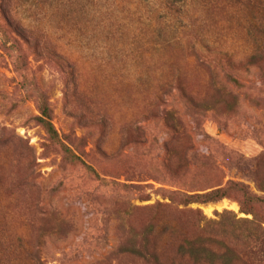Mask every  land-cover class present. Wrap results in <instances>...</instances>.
<instances>
[{
  "label": "rangeland",
  "instance_id": "1",
  "mask_svg": "<svg viewBox=\"0 0 264 264\" xmlns=\"http://www.w3.org/2000/svg\"><path fill=\"white\" fill-rule=\"evenodd\" d=\"M163 1L0 0V264H151L130 250L149 224L166 261L194 210L220 243L210 261L264 264V77L251 41L226 0H174V18ZM41 94L100 178L37 124ZM229 182L257 201L184 205L159 190Z\"/></svg>",
  "mask_w": 264,
  "mask_h": 264
},
{
  "label": "trees",
  "instance_id": "2",
  "mask_svg": "<svg viewBox=\"0 0 264 264\" xmlns=\"http://www.w3.org/2000/svg\"><path fill=\"white\" fill-rule=\"evenodd\" d=\"M234 7V12L237 15L245 34L251 41V47H247L249 51L248 56L251 61L258 62L262 77H264V67L262 65L264 59V0H226ZM163 7L165 11L174 18V14L180 13L178 7L174 6V0H164ZM227 78L237 87H241L242 83L230 73H226ZM37 109L39 115L34 117L35 121L44 130L47 138L54 144L61 146L63 153V160L70 165H82L86 170L93 173L97 178H100L95 169L87 163L84 159L86 153L80 148L76 141H67L69 145L62 142L60 135L52 122V111L48 100L44 95H39L37 99ZM102 182H106L102 179ZM125 186V185H124ZM161 192L168 193L169 197L174 196L179 198L181 203L188 205L190 203L206 204L210 202H217L224 198H237L236 200L241 206L248 205L257 201V199L250 195L242 185L234 182H229L225 186L214 188L204 193H184L180 190H166L159 189ZM198 216V223L189 231L185 226L174 224V252L165 260L167 264H214L210 261L209 254H213L211 245H219V241L214 235L208 236L207 231L211 227L212 222L208 221L206 217L194 210ZM205 221V226L201 227L200 223ZM172 234L171 232H169ZM153 229L149 224L141 233V243L137 246L132 244L131 253L145 262L151 264H164L166 261L159 258V249L152 244ZM37 264V263H36Z\"/></svg>",
  "mask_w": 264,
  "mask_h": 264
}]
</instances>
